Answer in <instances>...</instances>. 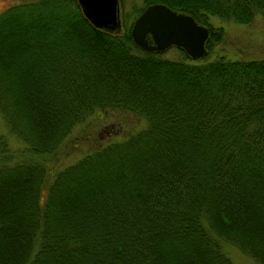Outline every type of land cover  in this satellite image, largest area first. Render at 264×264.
<instances>
[{"label":"trees","instance_id":"trees-1","mask_svg":"<svg viewBox=\"0 0 264 264\" xmlns=\"http://www.w3.org/2000/svg\"><path fill=\"white\" fill-rule=\"evenodd\" d=\"M126 1L117 34L76 0L0 12V116L23 144L15 155L0 134V264H231L224 242L264 264V59H206L223 37L209 17L246 24L264 0H140L128 13ZM151 3L207 27L206 55L135 46L123 18ZM114 112L145 125L43 165L75 126Z\"/></svg>","mask_w":264,"mask_h":264},{"label":"rangeland","instance_id":"rangeland-1","mask_svg":"<svg viewBox=\"0 0 264 264\" xmlns=\"http://www.w3.org/2000/svg\"><path fill=\"white\" fill-rule=\"evenodd\" d=\"M19 1L22 0H0V12ZM139 3L140 0H127L122 12L128 13L131 5H138ZM127 19L123 18V21L129 24L133 20L132 17L129 20ZM209 23L214 27L220 26L223 29V37L219 42L212 45L211 51L206 59H213L216 56H224L228 60L264 59V16H256L252 21L246 24L235 23L232 20H222L216 16H210ZM174 48L175 47L168 48L162 53V56L170 59L180 57V54L174 50ZM190 62L197 63L198 60L195 59ZM119 120H125L129 125L119 124ZM144 125L145 121L142 118L137 120L130 114L126 115L119 112H114L101 119L90 117L84 123L72 129L68 136L64 151L59 152L50 160H45L43 165L48 170L57 171L72 164L85 153L89 152L91 148L90 142L94 139V136L98 137L101 144H105L116 139H121L122 131L134 130ZM0 134L6 137L10 149L17 155L16 150L21 148L23 144L10 133L3 123L1 116ZM82 134L84 138L80 136ZM71 141L77 144V150H71ZM221 244L231 264H258L234 245L225 242Z\"/></svg>","mask_w":264,"mask_h":264},{"label":"water","instance_id":"water-1","mask_svg":"<svg viewBox=\"0 0 264 264\" xmlns=\"http://www.w3.org/2000/svg\"><path fill=\"white\" fill-rule=\"evenodd\" d=\"M76 3L94 28L114 34L121 31L119 0H76ZM129 36L144 52L161 53L176 47L195 60L207 53L209 30L189 14L163 3H151L134 18Z\"/></svg>","mask_w":264,"mask_h":264}]
</instances>
